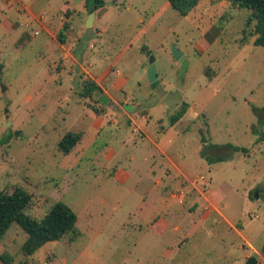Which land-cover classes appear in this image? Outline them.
Listing matches in <instances>:
<instances>
[{"label": "rangeland", "instance_id": "obj_1", "mask_svg": "<svg viewBox=\"0 0 264 264\" xmlns=\"http://www.w3.org/2000/svg\"><path fill=\"white\" fill-rule=\"evenodd\" d=\"M218 1L198 0L182 16L170 0H106L88 28V0H0V190L33 195L36 218L65 203L81 233L27 258V235L14 224L0 242V258L246 264L257 254L264 264V194L256 191L264 189V48L254 45V26L247 27L252 12ZM67 12L73 29L64 48L77 67L61 61L60 36L58 42L44 29L57 28ZM143 47L156 59L155 89ZM172 47L183 54L179 60ZM107 68L131 76V102L144 113L122 114L82 96L85 78ZM183 104L187 113L172 124ZM90 105L104 116L100 130ZM69 132L83 138L65 154L59 143ZM204 176L208 185L196 182ZM187 182L197 189L182 188ZM162 219L163 232L156 227Z\"/></svg>", "mask_w": 264, "mask_h": 264}, {"label": "trees", "instance_id": "obj_2", "mask_svg": "<svg viewBox=\"0 0 264 264\" xmlns=\"http://www.w3.org/2000/svg\"><path fill=\"white\" fill-rule=\"evenodd\" d=\"M241 2L240 8H246L252 12L248 19L247 27L253 28L251 37H255L254 45L264 48V0H235ZM171 7L182 16H187L189 12L198 5V0H170ZM237 4V3H234ZM106 6V0H88L86 9L91 14ZM68 29L65 25L60 34V42L65 43L64 32ZM143 53L149 52L147 47L142 48ZM104 93L103 89L95 82H85L82 96L85 98H95V93ZM99 103L98 99H96ZM188 104H183L181 109L173 116L172 124L181 120L187 113ZM90 109L97 115L101 111L90 105ZM82 133H67L59 143V149L65 154H70L81 142ZM239 151L240 148H235ZM256 191L264 194V189L258 187ZM251 197V194H250ZM36 206L35 197L17 187L12 193L0 190V242L4 239L12 225H18L27 235L23 243L21 252L24 257L34 256L47 243L60 241L68 237L70 242L79 239L81 233L77 228L78 216L65 203L57 202L49 205L45 214L41 218L33 217L30 212ZM2 264H12L13 258L10 254L4 253L0 258Z\"/></svg>", "mask_w": 264, "mask_h": 264}, {"label": "crops", "instance_id": "obj_3", "mask_svg": "<svg viewBox=\"0 0 264 264\" xmlns=\"http://www.w3.org/2000/svg\"><path fill=\"white\" fill-rule=\"evenodd\" d=\"M85 12L87 13L86 8H85ZM72 19H73V15L70 12H67L65 17H61L62 23L57 28H55L53 25V27H51V26L44 27V29L46 30V32L49 34V36L52 39L57 40V36L58 35L60 36V34L63 31L64 26L67 25L68 29L64 32V35H63L64 40H65L64 44H67L69 41L70 35H71L70 33L73 29V26L70 23V21ZM81 38H82V35H77L75 40L77 42H79V41H81ZM64 44H62V48L64 50V55H63V58H61V61L62 60L64 61V59L65 60L69 59L73 62V65L75 67H77L79 64H78V61L76 60V57L72 53L71 49L67 50L64 48L66 46ZM142 64L140 65L141 67H143ZM113 72L114 71L112 68H107L101 75L98 76L97 79H93L91 77H88V78H85V82H95L96 84H98L103 89L104 94H106L112 102H123L125 104H129L132 107H134V109H135L134 110V116H139L140 113H144L145 112L144 109L139 110V106L137 104H134L133 102H131V100L133 99V95L131 93V91H132L131 76L126 72H120V71L114 72L115 75L112 76ZM92 113L94 114L93 116L95 118L94 119V126H95V128L100 130L101 127L105 124L104 116H99V115L95 114L93 111H92ZM120 113L124 114V111L120 112ZM125 116L132 120V124L136 123L137 120L134 119V117H132L128 114H125ZM140 116L143 120H146L148 118V116H146L145 114H141ZM111 123L113 124V122H111ZM158 150H159V148H158ZM161 153L163 154V152H161ZM115 155H116L115 151H111V153L108 154L109 160L110 161L113 160L115 158ZM132 160H135V158H133ZM167 178H168V176L164 177V179H167ZM156 183H157V185H161L162 180L157 179ZM185 186H186V188H192V185L189 182H187L186 185H182V188L185 189ZM204 196L205 195H202L201 197H204ZM172 197L177 199L176 193H172ZM205 199L207 201H209L208 197H205ZM196 202L197 201L193 202V205L194 204L196 205ZM209 205H210V203H209ZM209 207L214 208L212 205H210ZM209 213H210L209 210L206 211L203 215V218H205V219L209 218V215H208ZM156 227H157V229H159V231L161 230L163 232L166 228H168V224L166 223V221H164L162 219L160 222L158 220ZM176 230H178V227H175V231Z\"/></svg>", "mask_w": 264, "mask_h": 264}, {"label": "water", "instance_id": "obj_4", "mask_svg": "<svg viewBox=\"0 0 264 264\" xmlns=\"http://www.w3.org/2000/svg\"><path fill=\"white\" fill-rule=\"evenodd\" d=\"M220 1L222 0H219L218 2ZM228 1L231 3H237V5H241V2L239 1L237 2H235V0H228ZM94 17H95L94 12L89 15V20L87 22L88 28L92 27ZM172 54L176 60H179L183 55L176 47H172ZM146 58L149 61V72H148L149 82H150L151 88L155 89L159 85V77L157 75L156 66H155L156 59L151 54V52L146 53ZM95 98L98 99L99 103L102 106H111L120 112L126 111L128 113H132L135 110L134 107H132L129 104H125L123 102H112L110 98L104 93H100V92L95 93ZM257 197H258V194H257ZM261 251H262V254L264 255V244H263ZM258 261H259V256L257 254H254L251 258L247 260L246 264H258Z\"/></svg>", "mask_w": 264, "mask_h": 264}, {"label": "built area", "instance_id": "obj_5", "mask_svg": "<svg viewBox=\"0 0 264 264\" xmlns=\"http://www.w3.org/2000/svg\"><path fill=\"white\" fill-rule=\"evenodd\" d=\"M208 179H207V177L206 176H204V177H200L199 179H197V183H199V182H201L203 185H208ZM192 187L194 188V189H197V186H195L194 185V183L192 184ZM205 193L207 194L208 193V190L207 191H205ZM179 199H181L180 200V203H183V201H184V199H185V195H183V193L179 196Z\"/></svg>", "mask_w": 264, "mask_h": 264}, {"label": "flooded vegetation", "instance_id": "obj_6", "mask_svg": "<svg viewBox=\"0 0 264 264\" xmlns=\"http://www.w3.org/2000/svg\"><path fill=\"white\" fill-rule=\"evenodd\" d=\"M258 263H259V261H258Z\"/></svg>", "mask_w": 264, "mask_h": 264}]
</instances>
